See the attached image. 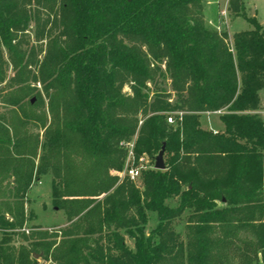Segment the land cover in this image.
Masks as SVG:
<instances>
[{
  "label": "trees",
  "instance_id": "obj_1",
  "mask_svg": "<svg viewBox=\"0 0 264 264\" xmlns=\"http://www.w3.org/2000/svg\"><path fill=\"white\" fill-rule=\"evenodd\" d=\"M202 10V0H0V264H222L229 251L264 264V122L251 114L264 31L243 15L252 29L228 43ZM160 78L174 102L150 98ZM220 111L222 133L200 128L201 114ZM133 138L136 158L164 148V170L145 172L141 188L118 175ZM47 175L67 226L27 228L29 192ZM186 211L183 242L172 226ZM147 213L158 224L146 236Z\"/></svg>",
  "mask_w": 264,
  "mask_h": 264
},
{
  "label": "rangeland",
  "instance_id": "obj_2",
  "mask_svg": "<svg viewBox=\"0 0 264 264\" xmlns=\"http://www.w3.org/2000/svg\"><path fill=\"white\" fill-rule=\"evenodd\" d=\"M202 15L205 26L210 30L216 31V26L219 25V13L226 7L227 8V28L221 29V32L225 33L228 37L227 42L231 43V38L234 33L249 31L252 27L246 21L247 19L255 20L262 30L264 31V0H202ZM246 17V20L243 19L242 16ZM43 54L39 56L41 58ZM14 75L12 68L9 67L7 76L11 78ZM2 86L0 85V88ZM38 90L41 91V86L38 85ZM149 96L152 98L153 94L157 91H164L166 94L170 95L171 102L175 101L174 92L171 88V81L160 78L157 81L155 86L150 85L149 88ZM128 89H125V92H128ZM260 103L262 107V111L260 115L264 118V90L259 92ZM224 113V111L217 112V114L205 113L200 115L199 123L202 122L204 126H218L219 117ZM181 112H170L167 113V117L171 116L176 120V124L180 121L179 118L182 117ZM220 121V120H219ZM176 124H172L170 126H176ZM222 124V123H221ZM200 128L205 131L206 130L200 124ZM223 132V131H222ZM218 132V133H222ZM134 142L135 138H133L132 142L125 145L127 149V155L125 160V165L123 170L127 167L134 168L139 170L138 176L131 181L129 178L122 176L120 177V182L125 178L128 179L129 182L134 183L137 187L141 188V180L142 176L145 172L154 170L155 157H150L147 154L141 155L139 158L134 156ZM122 170V171H123ZM51 176L47 175L36 179L33 182V186L29 192V206L28 208L35 215V220L27 225L29 228L32 224L41 227L43 230H56L61 229L67 226L65 216L62 211L57 210L51 201ZM177 204V199H173L167 202V205L170 207H174ZM190 213L188 211L184 212L182 216L176 219L173 223V230L179 236V238L184 242L185 241V228L187 218ZM148 222L144 228L145 235H149L150 232L157 226L158 220L154 213H147ZM124 237L126 246L133 250V240L128 238L125 234L121 232ZM241 238L245 237L244 233H240ZM38 264H49L42 260H38ZM222 264H240V259L236 252L229 251L227 257L222 261ZM253 264H262L261 262H254Z\"/></svg>",
  "mask_w": 264,
  "mask_h": 264
},
{
  "label": "built area",
  "instance_id": "obj_3",
  "mask_svg": "<svg viewBox=\"0 0 264 264\" xmlns=\"http://www.w3.org/2000/svg\"><path fill=\"white\" fill-rule=\"evenodd\" d=\"M227 8L225 7L220 13H219V25H217L215 28L218 32H221L222 30L221 29H225L227 28ZM180 121H181V118H179ZM166 122L167 124L169 125H172V124H176V120L171 117V116H168L166 118ZM129 146V144H128ZM139 174V170L138 169H134V168H125L121 173H119L118 175L120 177L122 176H125L127 178H129L131 181H134V179L138 176Z\"/></svg>",
  "mask_w": 264,
  "mask_h": 264
},
{
  "label": "crops",
  "instance_id": "obj_4",
  "mask_svg": "<svg viewBox=\"0 0 264 264\" xmlns=\"http://www.w3.org/2000/svg\"><path fill=\"white\" fill-rule=\"evenodd\" d=\"M237 33V32H236ZM262 91V90H261ZM260 98V97H259ZM262 111V107H261V103H260V109L256 112H251V114H256L258 115V117L264 122V118L261 117L260 112ZM212 114H217V113H212ZM200 124L202 125V127L206 130L212 131L213 133H218V132H222L224 130L223 125L221 124V122L218 120V126L217 127H213V126H204L202 124V122H200Z\"/></svg>",
  "mask_w": 264,
  "mask_h": 264
},
{
  "label": "water",
  "instance_id": "obj_5",
  "mask_svg": "<svg viewBox=\"0 0 264 264\" xmlns=\"http://www.w3.org/2000/svg\"><path fill=\"white\" fill-rule=\"evenodd\" d=\"M34 103V99L31 100V104ZM163 154H164V148L161 149V151L158 153V155L155 158V164H154V170L162 171L164 170V162H163ZM34 259H38V255H33Z\"/></svg>",
  "mask_w": 264,
  "mask_h": 264
}]
</instances>
